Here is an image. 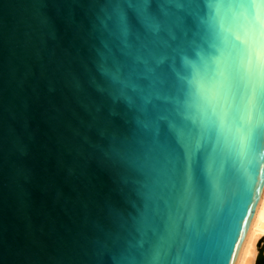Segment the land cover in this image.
Wrapping results in <instances>:
<instances>
[{
	"label": "water",
	"instance_id": "obj_1",
	"mask_svg": "<svg viewBox=\"0 0 264 264\" xmlns=\"http://www.w3.org/2000/svg\"><path fill=\"white\" fill-rule=\"evenodd\" d=\"M190 2L0 0V264H204L215 205L182 202L180 156L136 126L147 54Z\"/></svg>",
	"mask_w": 264,
	"mask_h": 264
},
{
	"label": "snow or ice",
	"instance_id": "obj_2",
	"mask_svg": "<svg viewBox=\"0 0 264 264\" xmlns=\"http://www.w3.org/2000/svg\"><path fill=\"white\" fill-rule=\"evenodd\" d=\"M146 12L160 32V17ZM169 35L144 61L137 130L180 156L182 202H213L204 264H229L239 222L264 184V0H191Z\"/></svg>",
	"mask_w": 264,
	"mask_h": 264
},
{
	"label": "bare ground",
	"instance_id": "obj_3",
	"mask_svg": "<svg viewBox=\"0 0 264 264\" xmlns=\"http://www.w3.org/2000/svg\"><path fill=\"white\" fill-rule=\"evenodd\" d=\"M264 238V194L245 244L239 264H255L260 241Z\"/></svg>",
	"mask_w": 264,
	"mask_h": 264
},
{
	"label": "rangeland",
	"instance_id": "obj_4",
	"mask_svg": "<svg viewBox=\"0 0 264 264\" xmlns=\"http://www.w3.org/2000/svg\"><path fill=\"white\" fill-rule=\"evenodd\" d=\"M255 264H264V238L260 241Z\"/></svg>",
	"mask_w": 264,
	"mask_h": 264
}]
</instances>
